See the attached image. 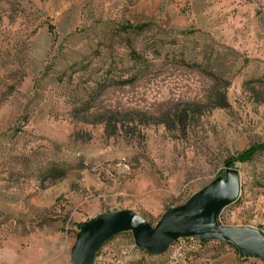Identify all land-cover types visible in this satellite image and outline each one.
<instances>
[{
	"label": "rangeland",
	"instance_id": "rangeland-1",
	"mask_svg": "<svg viewBox=\"0 0 264 264\" xmlns=\"http://www.w3.org/2000/svg\"><path fill=\"white\" fill-rule=\"evenodd\" d=\"M264 0H0V264H73L93 215L156 223L226 163L240 195L223 225L264 231ZM97 264H264L131 231Z\"/></svg>",
	"mask_w": 264,
	"mask_h": 264
},
{
	"label": "water",
	"instance_id": "water-1",
	"mask_svg": "<svg viewBox=\"0 0 264 264\" xmlns=\"http://www.w3.org/2000/svg\"><path fill=\"white\" fill-rule=\"evenodd\" d=\"M240 173L226 163L225 175L212 179L181 204H170L154 224L132 208L100 212L81 223L71 247L73 264H97L103 244L118 233L131 231L136 244L149 253L166 252L181 237L201 242L218 240L233 244L241 255L264 262V231L249 225H223L222 209L240 195Z\"/></svg>",
	"mask_w": 264,
	"mask_h": 264
},
{
	"label": "trees",
	"instance_id": "trees-1",
	"mask_svg": "<svg viewBox=\"0 0 264 264\" xmlns=\"http://www.w3.org/2000/svg\"><path fill=\"white\" fill-rule=\"evenodd\" d=\"M258 147H264V144H260V145H254L251 148L241 152L238 154V158L239 159H247L253 156L254 152L256 151V149ZM238 250V249H237Z\"/></svg>",
	"mask_w": 264,
	"mask_h": 264
}]
</instances>
